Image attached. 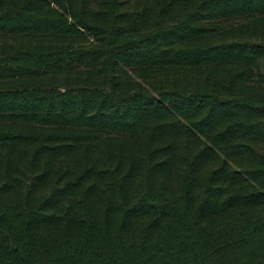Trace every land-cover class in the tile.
Returning <instances> with one entry per match:
<instances>
[{"label":"trees","instance_id":"16d2710c","mask_svg":"<svg viewBox=\"0 0 264 264\" xmlns=\"http://www.w3.org/2000/svg\"><path fill=\"white\" fill-rule=\"evenodd\" d=\"M0 264H264V0H0Z\"/></svg>","mask_w":264,"mask_h":264}]
</instances>
